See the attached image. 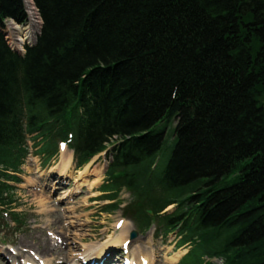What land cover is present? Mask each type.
<instances>
[{"label":"trees","instance_id":"1","mask_svg":"<svg viewBox=\"0 0 264 264\" xmlns=\"http://www.w3.org/2000/svg\"><path fill=\"white\" fill-rule=\"evenodd\" d=\"M35 2L42 33L19 54L2 25L23 0H0V235L22 225L34 136L77 168L108 150L102 211L128 191L140 232L190 244L182 264H264V0Z\"/></svg>","mask_w":264,"mask_h":264},{"label":"rangeland","instance_id":"2","mask_svg":"<svg viewBox=\"0 0 264 264\" xmlns=\"http://www.w3.org/2000/svg\"><path fill=\"white\" fill-rule=\"evenodd\" d=\"M36 144L37 140L34 136H29L28 145L31 153L22 165V173L19 174L21 181L13 183L15 186L13 210L22 214L20 219L23 222L19 227L12 223L10 216L7 217L6 220L12 223V226L0 235V264H13L11 255L19 249H22L26 255L31 254L36 259L40 258L36 249L20 247L15 242L25 237L29 240L37 239L41 229H44L47 236L55 243L57 239L60 240L64 229L70 249L67 252L83 255L84 248L90 245H102L115 240L121 230L117 222L122 218L131 222L132 227L126 235L129 242L122 244L119 241L115 245L113 263H118L116 260L118 257H121L119 262L121 264L130 261L132 252L126 244H130V248L135 250L143 244L146 247L150 245L154 249L156 264H182L181 259L189 251L190 244H180L183 239L180 232H173L167 236L158 235L154 226L145 233L139 232L135 238H131V232L138 228L133 219L123 214L121 208L131 200L132 196L128 191H122L120 195L122 200L120 208L113 212L102 211L106 203L110 202L106 198H101L103 193L100 191L112 157L109 151L95 156L87 164L90 166L89 171L81 179L79 176L81 169L76 168L74 161L65 173L61 172L62 149L57 155L46 160L39 153L40 147ZM233 178L234 175L228 180L231 181ZM46 206L48 208H45ZM174 208L173 205L169 206L166 213ZM150 238L151 242H148ZM67 243L63 244L60 241L59 245L66 248ZM111 243L114 244V241ZM60 250L61 248H57L55 252ZM181 251L183 253L178 262H168L170 257ZM59 255L64 256L60 253ZM205 261L208 264H223L221 257H205Z\"/></svg>","mask_w":264,"mask_h":264},{"label":"bare ground","instance_id":"3","mask_svg":"<svg viewBox=\"0 0 264 264\" xmlns=\"http://www.w3.org/2000/svg\"><path fill=\"white\" fill-rule=\"evenodd\" d=\"M23 8L25 9L24 20L19 21L14 17H6L4 18L2 25V33L7 44H10L13 48H18L20 50H24V45L26 43H30L32 46L37 42L44 25V20L42 19L41 12L38 10L39 8L35 0H23ZM72 161V151L66 147L62 152V161L60 162V168L63 170H61L62 173H65L69 167L72 166ZM89 168L90 166L86 165L80 170L79 176L81 179L89 171ZM45 205L46 204H43V206ZM45 208L48 207L46 206ZM117 223V225L121 227V230L119 235L115 237V240H111L102 245H90L89 247L84 248L83 255L69 254L67 252L70 249L63 227V234L61 235L60 240L57 239L56 243L52 242L51 238L47 236L44 229H41L37 239L29 240L25 237L23 239L16 240L15 242L20 247H32V249H36L40 258L36 259V257L31 254L26 255L22 249H19L12 253L11 256L13 259L11 261L13 264H88L89 262H94L95 264H121L119 263L121 257L116 259L118 263L112 262L114 260L113 251L115 245H117L119 241H121L122 244L129 242L126 235L131 230L132 223L126 221L124 218L119 220ZM60 241L63 244L67 243V246H65L66 248H62V246L59 245ZM113 241L114 244L111 243ZM148 242H151V238ZM57 248H61V250L59 252H55ZM128 248L131 249L130 251L132 253L130 255V262L127 264H156L154 249H152L150 245L146 247L141 244L140 248L135 250L130 248L129 244ZM183 251L174 254L169 258L168 262H178ZM59 253L64 254V256L60 257ZM123 264L125 263L123 262Z\"/></svg>","mask_w":264,"mask_h":264},{"label":"water","instance_id":"4","mask_svg":"<svg viewBox=\"0 0 264 264\" xmlns=\"http://www.w3.org/2000/svg\"><path fill=\"white\" fill-rule=\"evenodd\" d=\"M151 213H152V210H149ZM138 235V232L137 231H133L132 233V237H136Z\"/></svg>","mask_w":264,"mask_h":264}]
</instances>
